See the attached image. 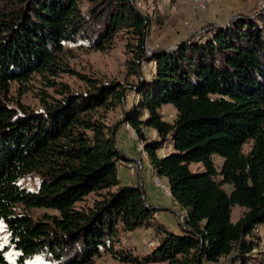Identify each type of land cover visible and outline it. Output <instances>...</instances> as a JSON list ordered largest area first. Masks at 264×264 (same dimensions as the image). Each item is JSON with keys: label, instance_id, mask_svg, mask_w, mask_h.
I'll list each match as a JSON object with an SVG mask.
<instances>
[{"label": "trees", "instance_id": "obj_1", "mask_svg": "<svg viewBox=\"0 0 264 264\" xmlns=\"http://www.w3.org/2000/svg\"><path fill=\"white\" fill-rule=\"evenodd\" d=\"M156 9L143 13L132 0H0V264L10 248L15 264L37 256L85 264L103 251L132 264H247L264 255V6L148 54ZM115 40L135 82L75 71L68 44L105 51ZM143 63L152 65L147 73ZM115 108L121 118L110 125ZM121 124L143 142L151 175L167 180L183 212L179 232L156 219L142 186L119 179L128 159L114 138ZM30 174L39 177L35 190L21 183ZM236 205L244 211L232 221ZM33 208L53 212L33 216ZM138 228L153 230L148 254L115 247Z\"/></svg>", "mask_w": 264, "mask_h": 264}, {"label": "rangeland", "instance_id": "obj_2", "mask_svg": "<svg viewBox=\"0 0 264 264\" xmlns=\"http://www.w3.org/2000/svg\"><path fill=\"white\" fill-rule=\"evenodd\" d=\"M147 1V0H146ZM153 2L157 9L152 12V21L149 26L146 48L151 50L157 48H169L177 44L180 40L196 34L197 36L203 34V30L213 25H223L229 21L235 15L239 13L252 15L258 9L264 6V0H211L204 8L199 9L195 6L194 0H150ZM68 48H71L73 55L70 59L71 65L76 72L80 73H94L101 77L103 80L121 81L123 83L135 82L134 76H129L126 70V60L130 58V54L127 52V48L124 46V42L121 40H115L112 47L105 50H92L88 49L84 44L72 45L68 44ZM146 66V65H145ZM151 64H148L143 70L147 73V68H151ZM64 79L69 82L74 89H78L81 84L79 79L75 76L65 75ZM133 97L132 93H127V105H131ZM24 100L31 105H36V101L33 97L26 96ZM166 118L171 119L174 115V109L168 107V109H162ZM121 118V109L115 108L108 114V123L113 125ZM119 128V127H118ZM122 140L121 144L126 150L133 156H136L139 161H143V166L140 168L136 160L134 163H123L121 166L127 168L135 178L133 183H139L141 178L152 181L151 168L147 161V158L141 157L136 151V140L132 137V134L127 128L120 131ZM146 134L152 138L155 135L153 130L146 129ZM155 133V132H154ZM156 134V133H155ZM248 148V144L244 146ZM133 149V150H132ZM131 151V152H130ZM214 161L217 165L220 164V159L214 157ZM142 163V162H141ZM197 164H190L192 170L198 168ZM119 177V176H118ZM161 178V177H160ZM162 182L168 186V183L161 178ZM21 183L29 189H37L39 183V177L35 174H30L21 179ZM154 186V185H153ZM227 190L230 189L228 185L224 186ZM156 194H159L160 201L164 206L163 216H167L170 220L169 224H165L171 230L179 232V222L182 221L180 216H183V212L180 210L177 204L174 203L171 195H163L157 188L154 190ZM158 207V206H156ZM33 216L41 215L44 212H53L52 210L43 208H33L30 210ZM159 210H157L158 212ZM244 209L240 206H234L231 212L232 221H236ZM158 219L163 223L165 218ZM139 230H145L146 233ZM133 231H126L121 233L119 245H115L116 248L121 246L128 251L139 256H145L149 253L150 248L147 247V240L152 238L153 230L140 229L132 233ZM129 234V235H128ZM7 243V231L5 224L0 219V248H3ZM5 257L8 264H15V251L13 249H7L5 251ZM259 254V253H257ZM27 264H56L53 262L45 261L42 257L37 256L32 259L26 260ZM85 264H132L119 261L113 255L103 251L101 255L94 257L91 261ZM140 264H163L160 262H149ZM219 264H226L225 258L222 259ZM247 264H264V255L256 256V260H250Z\"/></svg>", "mask_w": 264, "mask_h": 264}, {"label": "crops", "instance_id": "obj_3", "mask_svg": "<svg viewBox=\"0 0 264 264\" xmlns=\"http://www.w3.org/2000/svg\"><path fill=\"white\" fill-rule=\"evenodd\" d=\"M168 107H171L170 105H166L164 106L162 109H168ZM163 112V111H162ZM174 114H175V111H174ZM126 128L125 127V124H121L119 126V128L117 129V131L115 132V135H114V138H115V142H116V145L118 147V149L123 152L127 157V161L126 163L129 161L130 163H134V160L137 159L136 156H133L129 153L128 150H126L124 148V146L121 144L122 140L120 139V136H121V132L120 131H123V129ZM153 134L155 135V133L153 132ZM133 150V149H132ZM131 152V151H130ZM118 176H119V179L121 180L122 184H126V185H135V184H139L140 186H142L143 190H144V193H145V198L147 200V202L149 204H151L152 206L156 207L159 211L155 213V217L156 219L158 220L159 218H161L163 216V209L162 206H164L162 204V202L160 201V196H158L159 194H156L155 193V187L152 185L151 183V180H145L144 178H141L139 183H133V180H134V176L128 172L127 168L125 167H122L121 165L118 166ZM166 183H167V180L165 178H163ZM175 203V201H174ZM176 204V203H175ZM163 218H165L163 220L164 224H169L170 223V220L167 216H163ZM136 230H134L132 233H134ZM140 232H144V234L146 233L145 230H139ZM129 235V234H128ZM203 264H206V263H203Z\"/></svg>", "mask_w": 264, "mask_h": 264}, {"label": "built area", "instance_id": "obj_4", "mask_svg": "<svg viewBox=\"0 0 264 264\" xmlns=\"http://www.w3.org/2000/svg\"><path fill=\"white\" fill-rule=\"evenodd\" d=\"M134 6L139 9L141 12L146 13L150 10H152L153 8H155V5L153 4L152 1L150 0H132ZM211 0H194V4L197 8L202 9L204 8ZM170 47V46H169ZM173 47V46H171ZM170 47V48H171ZM146 52L149 54V49L146 48ZM143 69L146 68L145 64H142ZM133 95V94H132ZM125 127L130 131V133L132 134V137L136 140V151L138 153L141 154V156L146 158V153L144 151V144L143 142L139 141L137 139V136L135 134V132L130 129V127L128 126V124H125ZM161 155L164 156L165 152L162 151ZM136 162L138 163V166L141 168L143 165L141 163V161L136 160ZM123 163H126V161L119 163L118 166L122 165ZM152 181H153V185L155 188H157L159 191H161L163 193V195H170V191H169V187L167 185H165L161 178L158 176H152ZM180 219L183 221V216H180ZM147 247L151 248L154 246L155 242L153 240V238H150L147 240ZM206 264H219V263H215V262H207Z\"/></svg>", "mask_w": 264, "mask_h": 264}, {"label": "water", "instance_id": "obj_5", "mask_svg": "<svg viewBox=\"0 0 264 264\" xmlns=\"http://www.w3.org/2000/svg\"><path fill=\"white\" fill-rule=\"evenodd\" d=\"M141 191H142L143 198L145 199V193H144L143 188L141 189Z\"/></svg>", "mask_w": 264, "mask_h": 264}]
</instances>
